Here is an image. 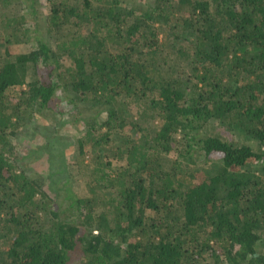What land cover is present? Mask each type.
Listing matches in <instances>:
<instances>
[{
    "label": "trees",
    "instance_id": "16d2710c",
    "mask_svg": "<svg viewBox=\"0 0 264 264\" xmlns=\"http://www.w3.org/2000/svg\"><path fill=\"white\" fill-rule=\"evenodd\" d=\"M21 1L0 0V264H264V0ZM59 89L87 141L42 140L33 177L15 146Z\"/></svg>",
    "mask_w": 264,
    "mask_h": 264
},
{
    "label": "rangeland",
    "instance_id": "374dc122",
    "mask_svg": "<svg viewBox=\"0 0 264 264\" xmlns=\"http://www.w3.org/2000/svg\"><path fill=\"white\" fill-rule=\"evenodd\" d=\"M145 1L147 2L149 0H143L142 2H140V4L145 5ZM21 2H22V6L20 4V8L23 9L26 13L27 11L25 10V7L28 4V0H22ZM16 4L11 6L14 11L13 15H16V13L18 12V7H16ZM39 5H40V8H39L40 20L44 21L45 17L47 16L46 12L44 11L45 10L44 0H40ZM7 14H11V12L7 10ZM42 26H43V23H42ZM85 34H86V30H85L84 35ZM51 41H53V38H51ZM28 48L29 46L20 45L19 47H15L14 50L19 53H24L25 51L28 50ZM69 60H70L69 58L60 56L59 61H60V65L62 69H66L72 66ZM15 95L16 94L14 92L11 94L12 97H15ZM72 96H73L72 92H65L64 90L59 89L57 94L54 97L53 102L49 105L48 107L49 109L44 110L43 112H40V114L37 116V122L35 123L36 125L35 127H41V129H38V128H35L34 130L29 129L28 131H26L24 136L21 135L17 140V144L15 146V152L18 153L20 157H26V160L28 161V165H26V168L28 169H30V167L36 168L35 170L31 171L32 173L29 172V174L33 177L38 175V173L40 174L39 171L47 169V160L54 161V162L56 161L55 160L56 156H51L49 155L48 151L43 150V148H45V145H48V148H52L51 151L55 153L56 152L55 145L58 147V145L65 146V145H69L70 143H74V146L76 147L75 140L78 137H82L83 142L87 141V139L85 141V138L82 136L84 132L81 126L83 125V119L80 121H77V120L74 121L73 114L74 115L76 114L75 110L71 109L70 106L66 104L68 101V98ZM138 109H139V104H135V103H132L131 105H127V107H125L126 116L128 120L129 119L135 120V117H136L135 112ZM51 111L55 113L56 111H61V114H56L54 117L55 113ZM42 113L44 114L42 115ZM93 114H94L93 110L90 109V112L85 113L83 116H86V117L93 116ZM51 115L53 116L54 119L49 122ZM103 115L104 114H101L99 117L100 122L104 120ZM60 118L65 119L66 123L62 126V128L56 127L58 131H55V133L50 132V135L47 136L46 134L48 131L49 123L50 124L53 123L54 120H56L57 122L58 120H60ZM69 120L71 122H69ZM43 134H45L44 137L42 136ZM42 140L45 141L44 146L42 145L43 144ZM111 140H112V136H111ZM84 146L88 152L91 151L92 153H96L97 151H100V148L93 147L92 143L89 145L84 144ZM44 151H45V154L42 153ZM75 153L77 155L76 151ZM75 153L72 155V159H70V162L71 160L76 159V157H73L75 156ZM38 169L40 170L38 171ZM260 250L264 254V247L261 248Z\"/></svg>",
    "mask_w": 264,
    "mask_h": 264
}]
</instances>
